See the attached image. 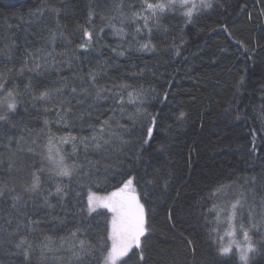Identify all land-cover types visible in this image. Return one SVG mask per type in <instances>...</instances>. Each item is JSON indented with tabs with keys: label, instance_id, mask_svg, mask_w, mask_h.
Wrapping results in <instances>:
<instances>
[{
	"label": "trees",
	"instance_id": "16d2710c",
	"mask_svg": "<svg viewBox=\"0 0 264 264\" xmlns=\"http://www.w3.org/2000/svg\"><path fill=\"white\" fill-rule=\"evenodd\" d=\"M121 2L122 14L115 7ZM211 3L190 23L184 10L159 14L149 31L133 17L148 14L144 0H0V77L17 102L8 121H0V182L15 188L23 212L12 209L6 193L0 228L12 232L19 221L18 236L32 245L26 258L5 244L0 264H103L112 216L106 208L90 213L89 197L118 190L130 176L152 232L144 261L134 256L128 264H241L235 249L231 257L217 254L236 200L237 237L242 222L257 247L249 264H264V0ZM84 28L93 34L88 50L79 47ZM89 73L97 74L95 86ZM63 85L77 92L64 87L38 99ZM100 87L107 91L96 99ZM104 121L110 125L105 138L113 135L97 150L91 137ZM150 125L153 135L144 144ZM50 137L54 151L76 165L70 179L50 171ZM34 173L41 189L29 193ZM57 184L67 194L63 199L49 195ZM80 240L91 245L83 261L73 254Z\"/></svg>",
	"mask_w": 264,
	"mask_h": 264
},
{
	"label": "snow or ice",
	"instance_id": "6c2138e0",
	"mask_svg": "<svg viewBox=\"0 0 264 264\" xmlns=\"http://www.w3.org/2000/svg\"><path fill=\"white\" fill-rule=\"evenodd\" d=\"M177 5L180 8L186 9L183 12V15L188 18V22L190 23L193 18V10L196 9L198 6L194 2H190V0H159V2L151 3L148 0H144V9L148 13L147 15H141L138 12L133 13L134 18L143 19L144 27L148 28L151 31V27L149 25V21L151 19L159 20V14L166 13L167 11L174 10ZM190 5V6H189ZM118 10H121L124 7L123 3H118L115 6ZM199 7L202 8H211L212 3L211 0H200ZM89 20H91V13L89 14ZM102 31V29H101ZM120 31H123L122 29ZM137 32L140 31L139 28L136 29ZM83 37L86 38L85 42L81 43L79 47L84 50H88L91 47L93 34L87 28L83 29ZM240 43L239 41L237 42ZM144 49L148 48L147 44L141 46ZM245 52H248V49H244ZM255 50H253L254 53ZM120 55H123L121 52ZM248 59H252L253 55H249ZM36 69L38 70L41 65L36 64ZM33 69H29L32 71ZM23 71V69H21ZM96 73H89L90 81L92 82L93 86L96 84ZM244 80L243 77L239 81L240 85H243ZM64 87H70L71 93L75 94L77 92V88L74 86L63 85L61 88H57L55 90H45L42 91L38 97L40 100H48L51 97L52 91L57 93H62ZM83 94L87 95L90 94L87 88L81 90ZM107 91V89L100 87L96 89V99L101 98V93ZM132 94L129 93V96ZM6 104L7 111L0 112V121L7 122L9 119V113L14 112L17 107L16 98L13 94V91L5 89V84L3 82L2 77H0V105ZM63 107V105H61ZM183 116V113H181ZM239 117L237 116V119ZM47 123V122H46ZM155 124V118L152 117L151 125ZM147 126L146 128V139H144L143 143L148 144L149 140L153 135V127ZM106 126L110 127L108 121L102 122V125L99 129V134L94 133L91 137V141L94 142L92 146L99 150L102 149L105 145L110 143V137L113 134H109V138H105L104 133L106 131ZM73 141L75 138H72ZM88 138H84L80 141V143L84 144L85 150H87L89 143L87 142ZM63 143H67L68 141L65 139L62 141ZM255 142V134L253 135V143ZM126 143V142H125ZM47 147V160L50 164L53 165L52 169L50 170L52 174L59 176V177H68L69 179L73 176L74 173L77 172V168L75 164L68 165L65 162V156L61 153L59 148H56L55 151L53 149L52 139L49 138V143ZM31 151V149H30ZM76 151V145H73V152ZM255 149L253 148V153ZM39 171H43V169H38ZM134 177H129L123 182V187L119 188L118 191L111 193V196L106 199L105 202L102 203V206L108 209L110 212L113 213L111 219V228L110 232L105 238V243L108 240L111 241V247L105 248L104 251L107 252V256L104 259V264H118L119 261H123V264H128L129 261L132 260L134 256L138 257L139 262L144 261V244H146L147 240L150 238V234L152 232L151 226L148 224V220L146 217L145 211V204L141 203L140 196L136 191V186L134 185ZM146 183L151 184L153 183L152 180H146ZM41 189V177L39 175L33 174V178L31 183L25 187V191L29 193H37ZM220 189H216L213 192L214 196H218ZM6 193L12 194L13 204L12 209H14L17 213L22 212V205L19 203L21 202L22 198L19 194L15 192L14 187H9L8 184L0 182V198H3ZM49 195H56L63 199L67 194L64 192L63 188L60 184H57L55 193H49ZM2 202V200H0ZM44 202L48 204V196H44ZM240 204L239 200H236L234 203L231 204V213L228 216V223L230 232L229 235L236 234V209ZM49 207H54V205L48 204ZM96 204L93 203V199L90 197L88 202V211L91 213L96 210ZM216 206L214 205V208ZM223 211V210H221ZM217 217L219 218V212H217ZM169 219H171V214H169ZM249 219L251 220L252 228H257L256 220L252 217L251 212L249 214ZM261 220H264V215H261ZM7 224L11 225L12 221L7 220ZM31 224L38 223V221H30ZM20 228V222H17L16 228L12 232H8L7 228H0V233L4 235H0V247H3L5 244H14L15 248L21 250L25 257L28 256V249L32 247L30 243L27 242L26 238L18 236V230ZM239 230L243 233L245 245L241 247V245L237 244L236 249L239 253L238 259L241 264H249L250 261V254L257 251L256 245L252 242V238L249 236V229L245 228L244 224L241 222L239 224ZM258 231V229H257ZM73 236H76V233H72ZM16 236L18 242L13 241L10 237ZM189 245L192 244L191 241H187ZM45 247H48L46 244ZM91 249V245H85L83 240L79 241V249H74V256L77 260L83 261L89 251ZM136 249L138 251H133ZM49 251L51 248L49 247ZM191 256L193 259L196 256L195 247H191L190 249ZM131 253V255H129ZM217 254L219 257H231L233 255V248L232 245L229 244L228 246L221 245L218 250ZM127 257V259H123ZM217 264H231L230 260H219Z\"/></svg>",
	"mask_w": 264,
	"mask_h": 264
},
{
	"label": "rangeland",
	"instance_id": "374dc122",
	"mask_svg": "<svg viewBox=\"0 0 264 264\" xmlns=\"http://www.w3.org/2000/svg\"><path fill=\"white\" fill-rule=\"evenodd\" d=\"M212 1V0H211ZM167 2V1H166ZM190 2H194L195 4H197V8L193 10V13L195 12H198L199 10L203 9L202 7H199L200 5V0H190ZM190 6V5H189ZM175 9H180V10H184L186 11V9H183V8H180L179 5H177V7ZM208 9V8H206ZM3 105H6V104H3ZM123 187V186H122ZM118 191V190H116ZM115 192V191H114ZM113 193V192H112ZM111 196V193L108 194V195H98V194H92L90 195V197L93 199V203L96 204V209L97 208H104L102 206V203L106 201V199L108 197ZM89 197V198H90ZM230 210V209H229ZM232 210V209H231ZM231 210H230V213H231ZM111 216H113V213L111 212ZM112 218V217H111ZM229 232H230V228H229V223L227 222L226 224V230L225 232L223 233V237H222V245L223 246H228L229 244L232 245V248L236 249V245L239 244L241 245V247H243L245 245V241H244V237H243V233L241 235L240 238L237 237V231H236V234L233 236V235H229ZM239 254V253H238ZM104 264V263H103Z\"/></svg>",
	"mask_w": 264,
	"mask_h": 264
}]
</instances>
